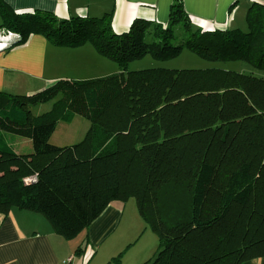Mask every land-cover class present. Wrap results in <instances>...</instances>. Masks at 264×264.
Here are the masks:
<instances>
[{"label": "trees", "instance_id": "trees-1", "mask_svg": "<svg viewBox=\"0 0 264 264\" xmlns=\"http://www.w3.org/2000/svg\"><path fill=\"white\" fill-rule=\"evenodd\" d=\"M0 29L14 43L29 34L57 46L92 45L122 71L59 79L27 94L0 91V213L41 214L69 240L111 201L135 198L158 237L144 264H242L264 257V77L222 67L125 70L146 54L165 59L186 48L207 61L240 60L264 69V4L252 1L245 28L202 29L181 0L165 25L134 18L115 33L112 13L58 18L16 13L0 0ZM54 96L52 107L30 106ZM66 113L90 121L78 143L50 142ZM3 133L31 142L18 154ZM35 175L27 186L23 179Z\"/></svg>", "mask_w": 264, "mask_h": 264}, {"label": "crops", "instance_id": "crops-1", "mask_svg": "<svg viewBox=\"0 0 264 264\" xmlns=\"http://www.w3.org/2000/svg\"><path fill=\"white\" fill-rule=\"evenodd\" d=\"M1 1L16 13L43 10L52 12L58 18L100 17L111 12L112 30L121 33L128 29L134 18L165 25L174 0ZM252 1L264 4V0H181V3L192 24L211 30L234 28L240 20L239 24L243 26L244 12ZM14 36L0 29V40L7 42L6 47L0 48V91L27 94L59 79H79L77 75H66L64 72L67 71L65 67L68 66L70 51L75 52L78 58L82 53L78 49L84 48L83 45L73 48L57 46L43 35L29 34L24 42L9 46ZM3 136L15 153L31 152L29 139L9 133H3ZM122 207L120 201H111L87 228L69 240L56 234L44 216L37 212L14 207L5 214L0 213V264H69L75 244L78 248L84 241L98 244L114 226ZM242 264H264V257Z\"/></svg>", "mask_w": 264, "mask_h": 264}, {"label": "rangeland", "instance_id": "rangeland-1", "mask_svg": "<svg viewBox=\"0 0 264 264\" xmlns=\"http://www.w3.org/2000/svg\"><path fill=\"white\" fill-rule=\"evenodd\" d=\"M240 22L241 20L237 22L236 27L244 29L245 24L240 26ZM82 45L84 48L78 49L82 52L77 56L78 58L75 57V52L70 51L68 54V66L65 67L67 71L64 72L66 75H77L79 79H91L122 71L116 62L98 54L89 43ZM210 66L264 77V69H256L240 60L207 61L186 48H183L176 56L165 59L146 54L129 61L124 69L128 71L149 67L204 68ZM57 99L58 96H54L44 102L33 104L30 110L34 114L45 112ZM89 126L88 119L77 114L66 113L56 120L49 140L52 144L59 146L78 143L85 137ZM120 202L123 207L110 232L96 245L84 241L83 245L78 248L75 244L68 260L69 264H144L154 255L158 237L140 216L135 198L130 196Z\"/></svg>", "mask_w": 264, "mask_h": 264}, {"label": "built area", "instance_id": "built-area-1", "mask_svg": "<svg viewBox=\"0 0 264 264\" xmlns=\"http://www.w3.org/2000/svg\"><path fill=\"white\" fill-rule=\"evenodd\" d=\"M5 46H7V42H6V41H2V40H0V48L5 47ZM35 179H36L35 175H31V176H27V177H25V178L23 179V181H24V185L27 186V185H29L30 183H33V182L35 181Z\"/></svg>", "mask_w": 264, "mask_h": 264}, {"label": "flooded vegetation", "instance_id": "flooded-vegetation-1", "mask_svg": "<svg viewBox=\"0 0 264 264\" xmlns=\"http://www.w3.org/2000/svg\"><path fill=\"white\" fill-rule=\"evenodd\" d=\"M23 186H25V185H23Z\"/></svg>", "mask_w": 264, "mask_h": 264}]
</instances>
